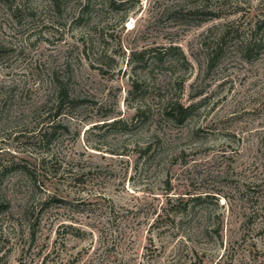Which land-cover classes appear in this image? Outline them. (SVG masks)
Here are the masks:
<instances>
[{
    "label": "rangeland",
    "instance_id": "374dc122",
    "mask_svg": "<svg viewBox=\"0 0 264 264\" xmlns=\"http://www.w3.org/2000/svg\"><path fill=\"white\" fill-rule=\"evenodd\" d=\"M262 21L264 0H0V264H264Z\"/></svg>",
    "mask_w": 264,
    "mask_h": 264
},
{
    "label": "trees",
    "instance_id": "16d2710c",
    "mask_svg": "<svg viewBox=\"0 0 264 264\" xmlns=\"http://www.w3.org/2000/svg\"><path fill=\"white\" fill-rule=\"evenodd\" d=\"M261 27H264V21L261 22ZM254 43L249 42L246 43L245 45H242L241 49L243 53L246 55H249L252 52V47ZM183 59L186 61V58L184 54H182ZM58 92L56 93V96L52 102H54L55 107L59 111L62 107V105L66 101H72L73 99L70 96L69 92L65 89L64 86H59L58 87ZM141 113V112H139ZM162 115L163 117H167L169 119L175 120L179 124H182L189 116V108H186L178 103L176 104H167L163 109H162Z\"/></svg>",
    "mask_w": 264,
    "mask_h": 264
}]
</instances>
